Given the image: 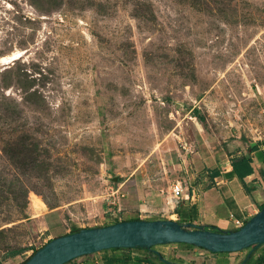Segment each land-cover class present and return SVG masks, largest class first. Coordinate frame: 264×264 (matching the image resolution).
<instances>
[{"label":"rangeland","instance_id":"rangeland-1","mask_svg":"<svg viewBox=\"0 0 264 264\" xmlns=\"http://www.w3.org/2000/svg\"><path fill=\"white\" fill-rule=\"evenodd\" d=\"M16 51L0 63V264L55 226L148 220L112 203L175 180L187 194L264 150V0H0V58Z\"/></svg>","mask_w":264,"mask_h":264},{"label":"crops","instance_id":"crops-1","mask_svg":"<svg viewBox=\"0 0 264 264\" xmlns=\"http://www.w3.org/2000/svg\"><path fill=\"white\" fill-rule=\"evenodd\" d=\"M251 157L252 172L242 179L232 175L225 160L223 165H218L219 175L208 178V183L201 188H191L187 194L181 193L180 197L174 198L171 194V183L167 185L170 196L160 201L155 198V203H112L118 207H124L128 214L133 211L144 212L152 215L146 219H172L188 229L201 225L205 228L216 226L220 229L237 228L234 220L243 223L264 204V150L256 148L248 153ZM247 153L234 156L239 158ZM207 174V170H202ZM207 176V175H206ZM195 189V191H194ZM170 202V203H169ZM184 206L186 212L180 217L178 207ZM54 212L50 211L49 213ZM130 215L126 219H134ZM114 222V221H112ZM108 222L106 224H111ZM105 224V225H106ZM190 224V226H186ZM62 225V224H61ZM58 228L56 234L47 237L46 240L55 236L66 234L70 226ZM240 253V259H233L231 254ZM264 264V244L255 248L240 249L233 252L211 253L186 243H160L148 248H119L103 249L90 254L78 256L64 264Z\"/></svg>","mask_w":264,"mask_h":264},{"label":"water","instance_id":"water-1","mask_svg":"<svg viewBox=\"0 0 264 264\" xmlns=\"http://www.w3.org/2000/svg\"><path fill=\"white\" fill-rule=\"evenodd\" d=\"M170 242L190 244L211 253L264 244V205L239 227L226 232L188 229L172 219H126L101 227H82L50 238L22 264H64L103 249L148 248Z\"/></svg>","mask_w":264,"mask_h":264},{"label":"trees","instance_id":"trees-1","mask_svg":"<svg viewBox=\"0 0 264 264\" xmlns=\"http://www.w3.org/2000/svg\"><path fill=\"white\" fill-rule=\"evenodd\" d=\"M257 147H255V146H252L251 148H250V151H252V150H255ZM228 164L230 165V167H231V169H230V173L232 174V175H235L237 178H239V179H242L244 176H246V175H248V174H250L251 172H252V166H251V157H250V155L249 154H247V155H245V156H241V157H239V158H232V159H230L229 161H228ZM205 170H207L208 172H207V177L208 178H213V177H216V176H218L219 175V173H218V171H217V169L215 168V167H209V168H206L205 167ZM264 204H261V205H259V208L260 207H262ZM134 219H137V218H134ZM114 222H116V221H114ZM114 222H112V223H114ZM245 222V221H244ZM243 222V223H244ZM107 225V224H106ZM104 226V225H103ZM182 226H184V225H182ZM186 226H190V224H187ZM185 227V226H184ZM195 229L196 228H200V229H207V230H211V231H216V232H226V231H230V230H234V229H236V228H233V229H220V228H218V227H216V226H210V227H208V228H205V227H203V226H201V225H195V226H193ZM80 228H82V227H74L72 224H70V229H69V231L67 232V233H71V232H75V231H77V230H79ZM186 228V227H185ZM180 243H182V242H180ZM259 246V245H258ZM138 246H135V247H133V248H137ZM251 248H255V247H257V246H255V245H251L250 246ZM108 249H119V248H108ZM125 249H129V248H125ZM36 249H34V250H32V253L35 251ZM31 253V254H32ZM224 253H226V252H224ZM30 254V255H31ZM29 255V256H30ZM28 256V257H29ZM28 257H26L23 261H21L19 264H22ZM243 260H241L240 262H239V264H243Z\"/></svg>","mask_w":264,"mask_h":264},{"label":"bare ground","instance_id":"bare-ground-1","mask_svg":"<svg viewBox=\"0 0 264 264\" xmlns=\"http://www.w3.org/2000/svg\"><path fill=\"white\" fill-rule=\"evenodd\" d=\"M22 53L23 52H21V51H16L12 55H10L9 57L0 58V63L1 64L9 63L14 59L19 58L22 55ZM31 197H32V199H31L32 204L35 208H39L42 206L41 202L34 195H32Z\"/></svg>","mask_w":264,"mask_h":264},{"label":"built area","instance_id":"built-area-1","mask_svg":"<svg viewBox=\"0 0 264 264\" xmlns=\"http://www.w3.org/2000/svg\"><path fill=\"white\" fill-rule=\"evenodd\" d=\"M171 194L174 198L180 197L182 193V182L179 180H175L174 182L171 183ZM234 225L235 227H239L241 223L238 221L234 220Z\"/></svg>","mask_w":264,"mask_h":264}]
</instances>
